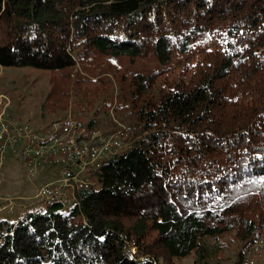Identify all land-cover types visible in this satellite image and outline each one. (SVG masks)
Returning <instances> with one entry per match:
<instances>
[{"label":"trees","instance_id":"16d2710c","mask_svg":"<svg viewBox=\"0 0 264 264\" xmlns=\"http://www.w3.org/2000/svg\"><path fill=\"white\" fill-rule=\"evenodd\" d=\"M261 12L264 0H0V67L48 71L44 107L78 65L111 73L114 107L110 77L76 92L131 131L72 206L0 218V264H156L216 255L228 235L238 264L264 220V29L241 47L219 35Z\"/></svg>","mask_w":264,"mask_h":264},{"label":"rangeland","instance_id":"374dc122","mask_svg":"<svg viewBox=\"0 0 264 264\" xmlns=\"http://www.w3.org/2000/svg\"><path fill=\"white\" fill-rule=\"evenodd\" d=\"M263 13L261 12L260 14L257 26L245 24L231 28L226 26V24H222L220 26L219 40L223 43H230L233 47H241L243 41L249 35H253L259 29H264ZM214 45L212 43L211 47ZM92 68L93 66H88L87 69H84L78 65L76 69L71 70L68 76H66L67 78L65 77L66 79L61 80L63 90L58 94V99L54 102H49L44 107L43 103L50 89L48 71L27 67H0V100L3 101L1 98L3 95L7 96L10 100L9 105L5 108L6 117L20 122H28L35 127L44 125L54 119L64 118L68 115L80 118L86 122L94 118L96 121L95 126L103 130H113L124 126L126 128L129 127L130 121L126 119L124 114L116 113L112 108L108 111L100 109V107H106L103 103L105 100H100L99 97L94 100H87L81 93L76 92L80 91L85 93V89L89 88V84H85V81L88 79L97 81L101 77H110L114 82L111 73L104 72L96 77L93 76ZM92 86L93 88H89L90 93L95 92L98 94L99 91H95V87H99L100 89L103 87L102 84L97 85L96 83ZM112 86L114 90L111 101L112 107H114L118 100L117 82H114ZM107 101L109 100L107 99ZM101 103L103 104L101 105ZM126 130L128 134L125 147L131 140H129L131 131ZM58 169V165L44 164L39 167L34 175L29 176L26 173L24 163L18 155L6 154L2 169L4 181L0 185V207L7 203L5 199L8 198L13 201V205L10 209H1L0 218L7 220L9 223L16 221L21 216L20 212L23 209V205H27L36 200L37 188L43 184L57 180ZM231 239L232 237L230 235L222 238L225 245L216 255L211 254L208 248L209 252L201 254V257H198L196 254H191L182 259L166 261L162 256H158L155 261L156 264H193V261H195L194 264H236L235 254L238 244ZM134 251L135 249L133 248L132 252ZM256 264H264V255L259 257Z\"/></svg>","mask_w":264,"mask_h":264},{"label":"built area","instance_id":"2783aa9c","mask_svg":"<svg viewBox=\"0 0 264 264\" xmlns=\"http://www.w3.org/2000/svg\"><path fill=\"white\" fill-rule=\"evenodd\" d=\"M0 100V185L6 154H16L24 163L26 173L34 175L39 167L58 165L57 180L43 184L36 190V200L24 204L20 215L30 210H43L59 204L68 208L77 202V192L96 184L95 172L102 163L127 148L128 131L125 126L101 129L73 116L48 121L38 127L6 117L10 100ZM125 147V148H124ZM1 209H10L13 201ZM13 200V198H12ZM264 255V220L257 235L249 242L238 264H256Z\"/></svg>","mask_w":264,"mask_h":264}]
</instances>
